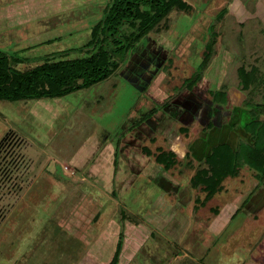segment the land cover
<instances>
[{
  "label": "rangeland",
  "instance_id": "1",
  "mask_svg": "<svg viewBox=\"0 0 264 264\" xmlns=\"http://www.w3.org/2000/svg\"><path fill=\"white\" fill-rule=\"evenodd\" d=\"M108 1L0 0V50L22 57L11 61L12 67L21 71L36 66L45 55L58 60L63 56L56 53L73 49L68 57L83 56L84 52L76 49L89 41ZM185 1L190 6L188 10L172 11L157 24V31L126 52V60L116 57L121 68L115 77L63 97L26 103L0 101V139L3 137L5 142L0 146V264H82L78 260L89 251L99 252V259L109 258L116 245L115 238L109 240L112 219L128 216L141 222L146 214L164 210L171 204L170 194L155 184L150 186L148 178L142 175L132 185L135 192L128 199L130 186L123 194L116 192L113 182L126 180L128 174L123 157L133 154L136 158L138 148L143 146L153 152L156 146L164 149L176 146L188 155L175 163L172 171L181 169L176 179L188 182L198 164L197 158L203 154L199 145L205 141L198 139L202 136L200 124L205 123L198 115L206 121L220 122L225 131L220 134L216 130L214 135L210 132L213 137L208 141L210 144L217 138L231 141L232 145L237 138L250 140L241 129L249 120L244 105L239 106L243 95L231 94L225 105L217 106L219 112L210 111L215 106L211 96L219 89L241 87L242 68L249 79L248 86L243 88L246 99L259 101L264 97L262 20L230 11L226 6L230 0ZM241 3L249 12L256 0ZM209 41L213 47L205 61ZM203 60L206 64L201 66ZM195 74L199 81L187 88V79ZM170 97L172 104L166 109L173 114L172 118H158L156 112L140 122L139 128L137 125L127 131L139 115L153 107L152 103ZM195 105L202 112L195 113ZM149 124L153 128H147ZM9 140L15 144L13 147L7 145ZM95 140L100 142L97 150ZM116 141L120 148L118 155L123 157L114 166ZM78 159L89 163L76 168L73 163ZM223 182L225 193L217 191L215 196L206 198L211 212L208 206L204 210L197 205L205 201L203 193L197 191V203L191 201L171 216L185 227L199 215L210 220L216 215L213 206H220L215 220L226 222V228L218 236L220 230L215 234L217 229L211 230L207 225L200 235L215 238L218 264H239L246 259L244 251L251 250L256 242L259 246L264 237V205L252 213L241 209L229 221L225 203H230L227 201L236 194L246 196L257 181L242 170L239 177ZM259 187L251 202L256 203L260 194L264 195V188ZM232 205L229 204V211ZM94 214L96 221L92 219ZM166 217L168 214L163 212L154 219V224L158 230L164 228L167 235L173 231L170 224L165 225ZM131 226L126 230L129 240L140 241L134 264H191L188 258L173 261L161 232L136 240L138 230L144 234L150 227ZM175 235L172 240L180 245L181 240ZM187 242V247L192 246ZM196 250L192 246L187 252L199 256Z\"/></svg>",
  "mask_w": 264,
  "mask_h": 264
},
{
  "label": "trees",
  "instance_id": "2",
  "mask_svg": "<svg viewBox=\"0 0 264 264\" xmlns=\"http://www.w3.org/2000/svg\"><path fill=\"white\" fill-rule=\"evenodd\" d=\"M189 8L185 0H110L105 5L103 16L92 28L89 41L76 49L82 50L83 56L68 57L67 54L73 49L56 53L63 56L58 60H53V55H45L42 62L28 70L21 71L12 67L11 61L16 62L22 59L21 56L0 50V101L26 103L34 99L63 97L105 82L119 73L121 63L116 57L126 60V52L149 33L157 31V24L162 23L172 11H186ZM212 47L213 43L209 41L205 61ZM205 61L201 66L206 64ZM239 71L244 78V81L241 78L242 86L239 88L243 89L248 86L249 79H246L242 68ZM196 81H199V77L195 74L187 79L185 85L192 88ZM211 100L224 104L228 95L224 90H219L214 92ZM170 101L171 97L152 103L153 107L130 124L127 131L151 117ZM243 101L251 118L244 125L250 140L240 139L236 149H232L227 143L213 145L209 155L195 168L189 180L193 189L210 197L222 189V183L227 177H239L242 170L248 172L257 183L237 210L244 206L259 186L264 188V97L259 101H252L247 100L245 94ZM2 139L3 137L0 139V146L5 143ZM10 142L11 140L7 145L13 147L15 144ZM114 146L116 162L119 157V142H115ZM142 151L145 156H152L164 172H170L176 166L175 163H178L175 153L167 148L157 146L153 152L143 146ZM121 246L122 241L119 240L110 264H116Z\"/></svg>",
  "mask_w": 264,
  "mask_h": 264
},
{
  "label": "crops",
  "instance_id": "3",
  "mask_svg": "<svg viewBox=\"0 0 264 264\" xmlns=\"http://www.w3.org/2000/svg\"><path fill=\"white\" fill-rule=\"evenodd\" d=\"M226 6L230 11H233L237 15L241 16L243 14H247V15L254 17V18H260L262 20L261 22H262V27L264 30V18L262 19V17L264 16V0H256V3L249 10V12L245 11L246 9L243 8L241 0H230V3H228ZM242 18L245 20V17H242ZM241 21H243V20H241ZM238 89H239V87L237 89H233V87H232V88H230V90H229V88L224 89V91L228 95V101L230 100L231 94L236 95L235 92H239L245 98V92L244 91H237ZM239 90H243V89H239ZM215 92H217V91H215ZM213 94L214 93H212V95ZM241 98H239V99H241ZM244 98H242L241 102L239 103L240 107H241V105H244V101H243ZM212 104L215 106L211 105L212 107L210 108V111L219 112V107H217V106H219L220 104L214 103V102ZM225 104L226 103L221 104V105H225ZM244 107H245L244 110L247 112V115H248L247 107L245 105H244ZM194 108H195V113L198 114V113L202 112V108H196V105ZM134 109L136 110V112H138V110L140 111V109L137 107ZM164 111L162 112L161 110H159V112H157V113H159L158 118L159 117L161 118L163 116H167L169 119V118L173 117V114L169 110L166 109ZM160 112H162L163 114H161ZM138 113H140V112H138ZM168 113H170V115H168ZM198 117H200L199 119L201 120V122L205 121V123L200 124L202 136H200V137L198 136V139L202 138L205 140L203 142V144L200 143V145H199L202 148L203 154L197 158V161H198L197 165L198 166L201 165L202 161L209 155L211 147L215 144L227 143L232 147V149H236V146L239 142L238 138L236 139V142L234 143L235 145H232L231 141L221 140L220 138H217L216 141H214L213 143L210 144L208 142V141H210V138H211V140H213V137L210 136V132L213 133L212 135H214L216 130H217V133L219 132L220 134H223L225 131H224V129H221L220 122L216 124V121H214L213 119L206 121L203 119L202 116L198 115ZM248 117L250 120L251 118L249 115H248ZM178 118H179V116H178ZM248 121H246L241 126V129L244 132H245L244 125ZM155 124L156 123H154V125H152V124L151 125L155 126ZM151 125L149 124L147 126V128H149V127L153 128ZM221 126H223V125H221ZM139 127H140V125L137 128H139ZM158 128H160V127H158ZM140 132H143V130ZM203 132H205V133H203ZM245 134L249 136L248 133L245 132ZM207 135L210 136V137H208V139L206 138ZM203 136H205V137H203ZM240 139H244V138H240ZM244 140H246V139H244ZM95 141H96L95 145H96V150H97L100 147V142L98 140H95ZM113 143H115V142H113ZM128 146H130V145L128 144ZM156 147L154 148V151L156 150ZM141 148H138L140 150V152H139L140 154L136 153V155H137L136 158H133L134 157L133 154L126 155L127 157L126 156L123 157V156L119 155L118 158L123 157V159L122 158L121 159L126 164L124 169H125V171L128 172V174H127L126 180L123 179V180H118L116 182L114 181L113 182V189L116 190V192H121L123 194L124 190L131 188V191L126 195L127 196L126 198L128 199V196L130 195V193L135 192V188H132V185L134 184L137 177L142 175V176L148 178L147 183L150 186L152 184H155L156 186L161 187L164 191L168 192L170 194V197H171V204L166 205L167 207H165L164 210H159L158 212H155L153 214H150V213L146 214L144 220L141 222H139V218H137L135 220V218L128 217V216H126V217L120 216L119 218H117V217H116V219L114 218V220L112 219L110 221L112 226L109 229V231L111 232L109 240H111L112 238L116 239V245H115V249H114L112 255H110L109 258H107L106 260H102V259H99V256H98L99 252L95 251L94 254H92L93 252L89 251V253L84 254L83 257L80 258L78 261H80V263H82V264H110L112 257L114 255V252L116 250L117 244H118L119 240H121L122 246H121V250H120L119 257H118L116 264H134L133 262H134L135 256L140 251L139 250L140 241L135 242V241H133V239H132V241L129 240V237L127 236V233H126V230L129 229L127 226L129 224H131L132 226L136 227L135 229H137L136 225L142 226L143 224H146V225L148 224V226L150 228H147L148 229L147 232H145L144 234H143V231L139 232V230H138L136 232V236H134V238L136 240H138V239L145 240L148 236H150V234H153L154 232H156V233L161 232L162 235L164 234L163 236L166 239V241H164L165 244L168 245L167 246L168 248L170 247V250L168 251L167 254L168 255L172 254L173 261H177V260L182 261V259L188 258L191 260V264H218L219 258L216 257V254H218L219 251H218L217 247L215 246V241H214L215 238L211 237V239H210L206 235L204 236V233H202L201 235H200V233L202 232V229L205 230V228H206L205 226L208 225L207 227H209V225H210L209 228L211 230L217 229V231L215 230L216 232L214 231L215 234H218L219 230H220V233L218 234V236L221 235L223 230L226 228L225 225L227 223L223 222L221 220H218V219L215 220V218L220 213V212L219 213L216 212L217 210L219 211L220 206L219 207H216L217 205L213 206V212L216 215H213V217L210 220H209V218H207L206 219L207 221H206L205 218L203 217V215L198 214L199 216H197L196 219L194 218L193 220H190L185 227L182 225L179 226V222L177 221V219H175L173 216H171V214H174V211L175 210L177 211L181 207L184 208L189 203H191V201H193V203H197V191H199V190L193 189L191 187V185L189 184L190 176H189L188 182H184L181 179L180 180L176 179V176H177V174H179V172H181V169H177V170L175 169V171L171 170L170 172L162 171L161 167L156 164L153 157L152 156H145V154L142 153ZM196 148L197 147H195V149ZM167 149H169L175 153L178 161H180V159L182 157H184V156L187 157V155H188L187 153H185L186 150L182 151L181 148L178 149V148H176V146H171V147H168ZM190 151L192 154L193 153L192 150H190ZM119 153H120V151H119ZM118 158H117V161L114 163V166L117 165V162L119 160ZM83 160L86 161V159H84V158H83ZM83 160L78 159L75 163H73V165H75V167L77 168L78 167L77 165L82 166L85 163L86 164L89 163V162L81 163ZM135 160H137L138 164L136 163ZM197 165H196V167H198ZM134 166H137V168H134ZM187 166H189V164ZM85 167H87V166H85ZM79 168H80L79 170L82 169V167H79ZM178 168H182V166H178ZM117 172L118 171L114 167V174H116V176H117ZM227 179H231V177L229 176V177H227ZM239 180H241V183L243 182V179H239ZM224 183L225 182L222 183V187L224 186ZM128 186H130V187H128ZM99 188L101 190L105 191L104 188H102V187H99ZM114 190H113V192H114ZM234 191H237V189H234ZM220 192L225 193L224 189H221ZM201 193H203V192H201ZM239 194L234 195L230 200L227 201L230 203H225V205H224V207H226V212H227L226 216H229V221L233 218L235 213H237V211H241V209H243L246 213H252V212H257L258 209L264 205V195L260 194V198L258 201H256V203H254L255 201L251 202L250 199L253 198V196H252L244 204V206L240 210H237L238 207H240V205L247 198V195H248L247 194L246 196L240 197L241 195H239ZM110 196L112 197L113 195L111 194ZM203 196H204L205 201L197 203V205H200L201 206L200 209H204V210L206 209V206H208V211L211 212L212 207L209 203L210 201L206 202L207 197H205L206 195L204 193H203ZM212 196H215V194H213ZM229 204H231V205L233 204L232 205L233 209L231 211H229V209H230ZM117 205H119V203ZM192 207H194V206L192 205ZM227 209H228V211H227ZM252 209H255V210H252ZM131 212H132V214H135L134 211H131ZM163 212L168 214V218L166 217L167 220L165 222V225L170 224V230L172 229V231H173V232L169 231L167 235L164 232V228H163V230H158L156 228V224H154V219H157V217H159V215L161 216ZM97 214H94V216H92V219L94 221H96L95 217L97 216ZM149 216H151L153 218V220ZM98 219H99V217H98ZM178 226H179V228H178ZM134 227H133V230H134ZM210 229H208V230H210ZM177 232L180 233L179 236L175 235ZM107 234L108 233H106V235ZM173 235H175L176 237H178L181 240V243H179L180 245L176 244V242L172 240ZM188 236L190 237L189 239H188ZM263 240H264V237L260 241L261 243L259 246H257V244L259 242L258 243L256 242L252 246L251 250L244 251L245 253L247 252L245 255L246 259L244 258L241 261V263H239V264H264V245H262V243H264ZM186 242L189 243L188 245L191 244L194 248H196L197 249L196 253H199L200 255L199 256L198 255L193 256V255L189 254L187 251H189V248L192 246L187 247L185 245ZM260 249H262L263 251L262 250L260 251ZM176 252L178 254L175 255L174 253H176ZM170 264H172V262Z\"/></svg>",
  "mask_w": 264,
  "mask_h": 264
},
{
  "label": "flooded vegetation",
  "instance_id": "4",
  "mask_svg": "<svg viewBox=\"0 0 264 264\" xmlns=\"http://www.w3.org/2000/svg\"><path fill=\"white\" fill-rule=\"evenodd\" d=\"M168 104H172V101H170ZM168 104H166L165 106H163L160 110H166ZM138 126H139V124H138Z\"/></svg>",
  "mask_w": 264,
  "mask_h": 264
}]
</instances>
